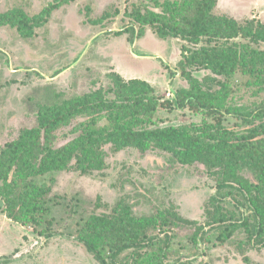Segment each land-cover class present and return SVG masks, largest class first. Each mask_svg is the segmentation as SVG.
Segmentation results:
<instances>
[{
  "label": "trees",
  "instance_id": "16d2710c",
  "mask_svg": "<svg viewBox=\"0 0 264 264\" xmlns=\"http://www.w3.org/2000/svg\"><path fill=\"white\" fill-rule=\"evenodd\" d=\"M70 1L54 0L34 15L18 8L0 12V27L10 26L22 37H31L55 9ZM164 4L162 13L146 9L133 18L139 24V35L148 25L161 39L179 38L193 46L185 48L178 61L188 87L178 88L169 101L158 97L148 82L125 80L112 71L105 87L67 98L55 93L49 104L39 103L35 124L21 127L17 137L0 149V197L6 216L47 231V235L51 234L50 215L57 202L50 196L54 174L75 170L85 175L103 170L105 145L114 152L129 147L141 155L163 152L172 163H199L206 168L215 182V193L204 204L203 224L172 209L160 215L135 216L131 205L121 198L110 212L90 214L77 237L101 264H192L188 259L167 262L171 235L166 229L162 237L154 235L157 227L164 225L194 226L189 239L195 243L207 240L204 233L213 227L217 231L213 240L221 242L241 231L245 234L242 244L264 248V99L251 107L228 102L238 71L264 88V47H260L264 23L217 15L213 12L216 0ZM127 30L137 33L132 25ZM203 40L205 44L197 47ZM187 106L210 119L150 126L158 109ZM228 114L239 121L236 126L240 129L225 126L222 116ZM64 128L73 136L55 146L57 132ZM44 176H49L47 181ZM226 198L248 214L236 215L224 205Z\"/></svg>",
  "mask_w": 264,
  "mask_h": 264
},
{
  "label": "rangeland",
  "instance_id": "374dc122",
  "mask_svg": "<svg viewBox=\"0 0 264 264\" xmlns=\"http://www.w3.org/2000/svg\"><path fill=\"white\" fill-rule=\"evenodd\" d=\"M53 1L0 0V12L18 8L34 15ZM168 1L177 4L181 0H72L55 9L31 37H22L10 26L0 27V149L17 137L21 127L35 124L39 103L49 104L55 93L67 98L105 87L112 71L125 80L148 82L158 97L169 101L178 88L188 87L178 61L185 48L193 46L179 38L161 39L148 25L139 35V24L133 18L146 9L162 13ZM213 12L239 22L254 18L264 23V0H216ZM130 25L137 33L127 30ZM203 44L204 40L197 47ZM231 88V104L251 107L264 99V88L239 71ZM202 119L210 118L188 106L160 108L150 126H177ZM222 121L240 129L231 114L223 115ZM72 136L68 128L58 130L55 146ZM104 149L103 170L85 175L75 170L54 174L50 196L57 202L50 215V235L8 218L0 197V264H101L77 233L90 214L110 212L120 198L131 205L135 216L160 215L172 209L199 224L205 222L204 204L215 193V182L203 165L172 163L163 152L141 155L130 147L114 152L109 145ZM244 174L252 179L250 173ZM48 178L43 177L45 181ZM224 205L236 215L248 214L230 198ZM214 228L204 233L207 240L201 238L196 243L189 239L194 226H159L154 235L162 237L163 229L171 235L167 262L264 264V248L242 244L244 232L237 231L221 242L213 240Z\"/></svg>",
  "mask_w": 264,
  "mask_h": 264
},
{
  "label": "built area",
  "instance_id": "2783aa9c",
  "mask_svg": "<svg viewBox=\"0 0 264 264\" xmlns=\"http://www.w3.org/2000/svg\"><path fill=\"white\" fill-rule=\"evenodd\" d=\"M170 95H172V94L170 93Z\"/></svg>",
  "mask_w": 264,
  "mask_h": 264
}]
</instances>
